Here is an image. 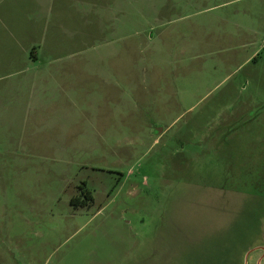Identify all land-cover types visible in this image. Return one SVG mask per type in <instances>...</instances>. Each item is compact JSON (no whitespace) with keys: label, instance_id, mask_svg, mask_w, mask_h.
Instances as JSON below:
<instances>
[{"label":"rangeland","instance_id":"374dc122","mask_svg":"<svg viewBox=\"0 0 264 264\" xmlns=\"http://www.w3.org/2000/svg\"><path fill=\"white\" fill-rule=\"evenodd\" d=\"M49 7L0 61V264H264V0Z\"/></svg>","mask_w":264,"mask_h":264},{"label":"crops","instance_id":"0c3cea01","mask_svg":"<svg viewBox=\"0 0 264 264\" xmlns=\"http://www.w3.org/2000/svg\"><path fill=\"white\" fill-rule=\"evenodd\" d=\"M48 13L51 14L49 0H0V33H3V36L5 34L11 36V39L12 37L18 38V41L13 39L10 43L6 42L7 55L0 56V61H19L23 63L38 61L45 57L47 55L45 53H49L56 43L53 42L52 45L41 48L40 42L37 40V35L46 28L49 19ZM50 18L54 22L53 28L57 29L58 24L56 21L62 18L60 16ZM49 58L51 61L58 60V57L52 54L49 55ZM57 72H63L73 77H76V75L81 78L87 76L86 70L75 72L64 69L63 71L57 70ZM80 86H82V80ZM86 116L96 119L98 113L94 111L88 115V112H86Z\"/></svg>","mask_w":264,"mask_h":264},{"label":"trees","instance_id":"16d2710c","mask_svg":"<svg viewBox=\"0 0 264 264\" xmlns=\"http://www.w3.org/2000/svg\"><path fill=\"white\" fill-rule=\"evenodd\" d=\"M82 198L78 197H71L70 203L74 206H88L90 204V201H92V195L90 194L89 191H83L81 194Z\"/></svg>","mask_w":264,"mask_h":264}]
</instances>
